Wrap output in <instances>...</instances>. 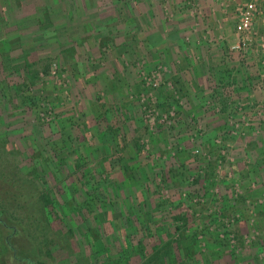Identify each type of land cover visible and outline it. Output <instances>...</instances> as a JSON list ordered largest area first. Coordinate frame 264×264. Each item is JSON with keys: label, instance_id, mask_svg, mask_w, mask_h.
Masks as SVG:
<instances>
[{"label": "rangeland", "instance_id": "obj_1", "mask_svg": "<svg viewBox=\"0 0 264 264\" xmlns=\"http://www.w3.org/2000/svg\"><path fill=\"white\" fill-rule=\"evenodd\" d=\"M106 1L114 4L120 0H0V39L7 48L0 52L3 177H18L26 185L32 177L24 174V165L35 163L39 179L28 182L25 193L37 192L42 183L59 200L65 197L79 203L84 197L96 196V202H89L90 212L74 215L72 239L64 236L70 226L64 221V225L51 222L43 232L46 236H33L30 223L33 217H41L36 212L39 205H31V214L23 221L14 210H7L1 217L8 222L6 237L12 254L0 251V264H28V260L29 264H95L92 251L100 247L99 242L108 245L112 256L123 238L135 244L144 237V225L149 234L170 243L165 254L170 264H186L192 243L197 249L192 255L196 261L187 264H264V179L254 174L261 168L257 161L264 159V101L209 100L206 103L211 108L206 110L212 115L200 114L167 77L170 68L161 61L152 63L146 49L140 51L134 38L126 36V48L121 46L117 56L128 68L129 83H105L106 59L93 51L97 40L86 35L81 42L75 40L93 22L88 17L110 11ZM172 1L158 5L159 9L167 7L161 18L165 24L166 11L172 13L177 5V0L170 4ZM247 3H253L254 10L249 27L242 30L239 9ZM112 4L111 11L113 7L116 12ZM236 12L238 36L230 50L244 55L255 36L253 20L258 10L248 0ZM171 17L169 14V20ZM121 37L111 41L116 43ZM72 54L76 61L71 60ZM90 72L97 79L88 76ZM154 72L159 75L156 86L148 83ZM32 74L35 76L30 77ZM25 95L29 98L23 103ZM106 127L113 131L119 127V146L111 134L102 136ZM134 141L138 152L130 159L127 155ZM111 143L123 160L116 162L118 155L112 151L103 161ZM195 148L197 154L192 152ZM123 162L134 165L132 179L120 171ZM18 163L20 173L15 167ZM124 202L126 208H132L128 222L124 216L114 217V208L120 205L117 211L124 210ZM138 206L144 210L140 214L141 221L146 220L144 225L132 213ZM179 208L187 212L184 222L170 218L169 213ZM99 212L118 226L94 220ZM175 225L182 231L174 230ZM87 229L92 233L84 238ZM45 237L54 239L49 242L51 257L45 255ZM129 262L139 264L140 259L133 256Z\"/></svg>", "mask_w": 264, "mask_h": 264}, {"label": "crops", "instance_id": "obj_2", "mask_svg": "<svg viewBox=\"0 0 264 264\" xmlns=\"http://www.w3.org/2000/svg\"><path fill=\"white\" fill-rule=\"evenodd\" d=\"M166 1L169 0L106 1L109 12L94 19L88 17L93 22L84 34L76 35L75 42H81L83 35L97 40L93 51L106 59L102 80L113 85L129 83L128 68L117 56L122 47L126 48V36L134 38L140 51L146 49L152 63L161 61L170 68L167 77L177 83L179 93L191 100V107L200 114L212 115L206 110L211 108L209 100L264 101V0H253L258 10L253 20L255 36L244 55L231 51L230 46L238 36L236 7L248 0H177L174 12L166 11L172 19L167 14L165 24L161 18L167 7L159 9L158 5ZM111 4L118 9L116 12L113 7L111 11ZM119 36L121 41H111ZM71 57L77 60L76 55ZM87 74L92 76L91 72ZM104 109L109 113V107Z\"/></svg>", "mask_w": 264, "mask_h": 264}, {"label": "trees", "instance_id": "obj_3", "mask_svg": "<svg viewBox=\"0 0 264 264\" xmlns=\"http://www.w3.org/2000/svg\"><path fill=\"white\" fill-rule=\"evenodd\" d=\"M6 50H7V48H5L4 41L2 39H0V52H4ZM34 76L35 75L32 74L30 77H34ZM19 90H20V88L17 86L16 91L18 92ZM28 98H29L28 95H25L24 96L25 100L22 99L23 100L22 102L23 103L27 102ZM101 115H103V114H101ZM118 129H119V127H117L115 131H113L110 127H106V131L103 132V134L105 133L104 134L105 136L104 135H102V136L105 138L106 136H108L107 134H111L112 139L114 140L116 146H119L120 134L118 133ZM132 144H133L132 151L127 155V158H130V159L133 158L138 152V144L136 143V141H134ZM116 146L112 145V143H111L109 146V149L106 148V151H107V153H109V155H107V157L105 159H103V161L108 160L109 157L112 156V151L115 152L118 155V157L119 156L121 157V153L118 151ZM123 155H124V153H122V156ZM118 157L115 159L116 162L123 160L122 157L120 159ZM17 162H18V160H17ZM257 162L260 163L261 168L255 169L254 174L256 177H259L260 179L261 178L264 179V159H260ZM24 166H25L24 168L26 170V171H24V174L26 173V174L30 175L29 177H32L31 179H27L26 182L27 183L29 182V184H32V183H34L35 178H36V181H38L39 175H40V170L37 167V165H35V163H33L30 165H24ZM119 166H120L119 168H120L121 172L129 173L130 174L129 178L130 179L133 178V175L131 174V172L135 168L134 165H131L128 162H126V163L123 162ZM15 167L17 168V171L20 173V169H21L20 164L19 163L16 164ZM3 176H4V174H2V171L0 169V240H1L0 251L5 252V253L10 254V255L12 254L10 241H9V238L6 237V231L8 230V222L5 218L1 217L2 215L4 216V213H6L7 210H14L16 212L19 220L23 221V220L29 218V215L31 214V212H30V208L32 207L31 205H33V208H35L37 205H39L40 208L36 212L38 214H40L39 216H41V217H38V218L37 217H33V218L30 217V218H32L30 224L32 225L31 230H32L33 236H35V235L40 236V234H43V236H46L45 235V233L47 232L46 227H48V230H49L51 222L58 221L59 223H62V221H64V223H67L70 225L69 227L66 228V231L63 232L64 236L65 237L70 236L72 239L74 237V234H73V231L71 228V224H72V221L74 220V218H73L74 215L75 216H79V215L84 216L85 213L90 212L89 202L91 203L94 200L96 202V196L84 197V199L81 200L79 203H74L72 199H67L65 197H61V199L59 200L58 198L51 196L47 189H44L43 187H41L42 183H41L39 190H37V192L35 191L34 193L33 192L32 193H25L24 187L27 188V186H28L27 183H26V185H24L23 184L24 181L18 179V177H17V179L12 180L9 177H3ZM37 184H38V182H37ZM83 185H85V184H83ZM107 201L110 202V204H113V200L109 201V199H108ZM125 203L126 202L123 203L124 204V208H123L124 210H122V211L121 210L117 211V207L118 208L121 207L120 205H117L116 208H114V209H116V212H117V214L114 215L115 220L120 218V216H122V217L124 216L125 222L126 221L128 222V215L130 214L129 212L131 211L130 209H132V208H131V205H130V207L128 206L126 208ZM81 207H82V211H84V212H82L80 210ZM132 213H134L135 215L137 214L139 216V221H140L139 223H141L142 221H144V222L146 221V220L141 221V219H140V216H141L140 214L144 213V210L142 209L141 206L134 208ZM186 214H187V212L186 213L183 212L180 208L175 213H172V212L169 213L171 220H173V221L174 220H181L182 222H184L186 220ZM95 218L97 220L100 219L101 220L100 223L104 222L105 220L108 222V224L112 223L111 218L109 221L108 219H106V217L103 216V212L97 213L93 217V219L95 220ZM65 220H67V221L65 222ZM118 224H119L118 222H116V225H114L112 223V226L114 225L117 227ZM31 225H29V226H31ZM142 225H144L143 222H142ZM125 226L123 229L124 234H126L125 231L127 228ZM144 226L145 227H142L143 232L145 234L144 237L142 236L141 238H137L136 239L137 241L135 244H131L130 242L127 241L128 239L123 238V243H122V245H120L121 246L120 249H118V248L115 249L116 252L112 256L109 255L108 245H105V244L99 242L100 247L99 248L95 247V250L92 251L94 263L95 264H130V262H129L130 258L133 256H137L140 259L139 264H170L171 262H167L166 261L167 258H165L166 257L165 254L169 252L168 249H170V246H171L170 243L169 242L163 243L161 240H159V235L154 236L153 234H149L150 232H149L148 227L146 225H144ZM77 229H79V228H77ZM180 229L181 228L178 225L174 226V230L182 231ZM88 230H90V229H87L86 232H88ZM10 231H12V229H10ZM44 231H45V233H43ZM134 232L135 231L133 230V234H135ZM161 232H162V230L160 229L158 231V233H156V234H159ZM91 233H92V231L88 232L87 235H84V238L89 236ZM98 235H99V233H98ZM98 235L96 233V237H98ZM151 236L156 237V239H149V238H152ZM192 236H194L192 238L197 243V241L195 239V234H193ZM145 237H148V238H145ZM49 239L50 240L47 241V239L45 237V239H43V241H44L45 246H47V249H45V255L51 257V250L49 249V246H50L49 242H53L52 240H54V239L53 238H49ZM55 242H56L55 243L56 246L59 249L60 248L59 243L57 241H55ZM174 246L176 247V249H178V245L176 243ZM188 251L192 255H193V253L196 254L197 249L195 248L194 243H192V245L188 247ZM179 254H180V252H179ZM192 255H188V256L186 255V264L188 262H190V263L193 262L194 257ZM99 256L100 257L104 256V257L99 259L98 258ZM178 258L180 260V255H178ZM194 261H196V260H194ZM26 262L28 264L31 263V261H29V260Z\"/></svg>", "mask_w": 264, "mask_h": 264}, {"label": "built area", "instance_id": "obj_4", "mask_svg": "<svg viewBox=\"0 0 264 264\" xmlns=\"http://www.w3.org/2000/svg\"><path fill=\"white\" fill-rule=\"evenodd\" d=\"M254 10V6L253 3H247L244 4V6L239 9V26L242 30H246L249 25H250V18L252 15V11ZM155 74L152 75V81L150 82L149 78H148V83H150L152 86H156L158 81H159V75L156 74V72H154ZM216 143L219 145V140L216 139L215 140ZM194 154H197L199 152V150L197 148L193 149L192 151ZM220 153L223 154L224 151L223 149L220 150Z\"/></svg>", "mask_w": 264, "mask_h": 264}]
</instances>
